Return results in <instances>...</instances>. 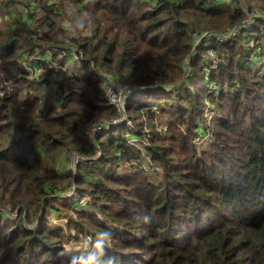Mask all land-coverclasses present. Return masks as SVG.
<instances>
[{
	"label": "trees",
	"instance_id": "16d2710c",
	"mask_svg": "<svg viewBox=\"0 0 264 264\" xmlns=\"http://www.w3.org/2000/svg\"><path fill=\"white\" fill-rule=\"evenodd\" d=\"M0 9V264H264V0ZM105 75L133 90L123 109ZM72 185L92 211L60 201Z\"/></svg>",
	"mask_w": 264,
	"mask_h": 264
},
{
	"label": "rangeland",
	"instance_id": "374dc122",
	"mask_svg": "<svg viewBox=\"0 0 264 264\" xmlns=\"http://www.w3.org/2000/svg\"><path fill=\"white\" fill-rule=\"evenodd\" d=\"M7 15H8V12L7 11H4V10H1L0 9V22L2 20H5L7 18ZM34 55L31 57L32 60H33ZM35 57L38 58V57H42V56L39 55V54H36ZM28 61H29L28 58H21L20 59V64L22 66H24L25 69H27L28 71L31 72L30 67L27 64ZM54 63H57V62H54ZM119 86H120V88H129L130 87V86L129 87H125V85H122V84H120ZM47 92H48V90H47ZM49 94L52 95L50 90H49ZM133 96H134V94L133 95L131 94V96L129 98H131ZM55 99L56 98H54L53 95H52L51 100H52L53 103H54V100ZM151 100H153V99H151ZM158 110H162V109L161 108H158ZM165 113H166V115H163L162 118H160L157 122H160L161 123V121L163 119L165 121H168V120L169 121H172V119L170 118L171 117L170 113L169 112H165ZM214 114H216L215 111L211 107H208V106L205 108V110L203 112V116H205L207 119L213 118L214 117ZM17 123H18V121H17ZM201 128H204V126L202 125ZM161 129L162 130H167V124H166V122H164V125H161ZM99 134H101V133H99ZM166 136H168V134ZM208 141H209V134H207L205 136L204 134H199L198 133V134H195L194 137H193V142L195 144H201V145H204V147L208 146ZM2 143H3V140L1 141L0 145ZM6 143H7V139L3 143V146ZM198 150H199V148H198ZM97 154H100V152L97 153ZM151 164H152V166H155L156 165V163L153 162V161L151 162ZM71 166H72V168H74L76 165H75L74 162H72L71 163ZM74 191H75V185H72L70 191H68L67 189H65L63 192H61V194H58L59 196H61L60 201L62 203L66 202V201L70 203V202H73V201L77 200V201H79V204H78V206L75 209H77V210H85V211H92V208H90L88 205H85L86 202H89L91 199L90 198L87 199L85 193L74 195L73 194ZM69 195H71V197L68 200V196ZM96 214L98 216L97 218L99 220H101L105 225L109 224V227L108 228H110L112 230H117V228H120L119 226L114 225V223H112V222L108 223V221H106V219H104V217L100 213H97L96 212ZM64 216L65 215H64L63 212L61 214H59V215H55V214L51 213L50 217H48V218H49V221L51 222V224H53V225L61 224L62 226H64V222H63ZM13 220L14 219H10V221H13ZM29 225L32 226L30 223H29ZM114 226H116L117 228H115ZM72 234L74 235L75 233L72 232ZM77 236L78 237L79 236L81 237V241L79 243H75V242L68 243L67 246H65V249L67 248L68 250H77V249H79L78 247H81V246L85 245L87 241H94V239L91 236H87L86 237L84 234H79Z\"/></svg>",
	"mask_w": 264,
	"mask_h": 264
},
{
	"label": "built area",
	"instance_id": "2783aa9c",
	"mask_svg": "<svg viewBox=\"0 0 264 264\" xmlns=\"http://www.w3.org/2000/svg\"><path fill=\"white\" fill-rule=\"evenodd\" d=\"M250 20L246 21V23H243V27L246 26L247 23H249ZM238 33V27L233 28L228 34H214V35H206L204 34L205 38L208 40H215L220 42L222 39H230L231 37L235 36ZM201 36V37H203ZM208 58L209 60L214 57L213 51L211 49H208ZM211 57V58H210ZM211 61V60H210ZM214 63L211 61V66L213 68ZM108 79V89H107V96L108 99L114 103L116 107H122V109L125 106V100H128V98L131 96L132 91L129 88H120V86L117 85L115 79L109 75H105ZM118 121H114V123H117ZM98 129H96L97 131ZM95 131V130H94Z\"/></svg>",
	"mask_w": 264,
	"mask_h": 264
},
{
	"label": "clouds",
	"instance_id": "9594fccd",
	"mask_svg": "<svg viewBox=\"0 0 264 264\" xmlns=\"http://www.w3.org/2000/svg\"><path fill=\"white\" fill-rule=\"evenodd\" d=\"M199 39H200V38H199ZM98 235H99V237H100L101 239H97V240L95 241V243H96V246H97L98 248H101V247L105 244V239H104V238L108 237V236L110 235V233L107 232V231H105V232H100ZM70 264H75V260L70 261Z\"/></svg>",
	"mask_w": 264,
	"mask_h": 264
},
{
	"label": "water",
	"instance_id": "95a60500",
	"mask_svg": "<svg viewBox=\"0 0 264 264\" xmlns=\"http://www.w3.org/2000/svg\"><path fill=\"white\" fill-rule=\"evenodd\" d=\"M202 37H200V39H201Z\"/></svg>",
	"mask_w": 264,
	"mask_h": 264
}]
</instances>
